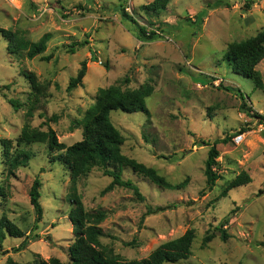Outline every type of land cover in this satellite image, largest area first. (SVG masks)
<instances>
[{"label": "rangeland", "instance_id": "rangeland-1", "mask_svg": "<svg viewBox=\"0 0 264 264\" xmlns=\"http://www.w3.org/2000/svg\"><path fill=\"white\" fill-rule=\"evenodd\" d=\"M151 1L0 0V27L32 42L51 34L46 50L34 58L25 51L10 52L0 34V219L6 215L30 235L19 251L25 238L7 235L0 243V264L9 257L20 263L38 256L69 261L75 240L69 217L74 196L86 210L106 211L100 240L108 255L146 258L161 244L194 229L192 254L175 264H264V119L255 115L264 114V89L234 72L225 58L229 44L264 30V0H222L219 7V0H171L157 16L142 9ZM122 9L139 24L157 29L159 36L139 39ZM204 10L202 22H194ZM84 60L83 83L69 90ZM257 69L264 79V59ZM28 72L41 86L38 95L25 76ZM145 83L153 86L146 99L149 114H110L124 138L122 152L173 184L187 179L182 188H163L126 166L123 178L136 184L144 199L125 186L107 190L113 178L100 166L73 181L70 171L52 160L55 153L47 142L23 144L21 148L32 153L29 163L9 171L2 139H10L16 148L29 125L51 127L61 142L71 145L83 138L82 120L99 88L135 90ZM240 133L245 135L236 143L233 138ZM224 139L228 141L221 142ZM215 141H220V178L203 192L206 160ZM243 170L252 181L216 200ZM37 176L42 181L43 218L35 229L30 189ZM148 207L164 209L147 214ZM226 216L228 223L222 227ZM211 231L215 236L204 243Z\"/></svg>", "mask_w": 264, "mask_h": 264}, {"label": "trees", "instance_id": "trees-1", "mask_svg": "<svg viewBox=\"0 0 264 264\" xmlns=\"http://www.w3.org/2000/svg\"><path fill=\"white\" fill-rule=\"evenodd\" d=\"M170 2L171 0H152L142 5V9L147 15L157 16L167 9ZM250 4L251 1L247 3L248 6ZM222 5L223 1L219 0L215 4V7ZM205 11H202L198 19L194 22L199 20L202 22L206 15ZM122 15L125 19L135 24L139 39L148 41L159 36L157 29H149L147 26L139 24L125 9H122ZM0 34L8 40V49L10 52L19 53L25 51L29 58H34L38 54L43 53L51 37L50 33H46L39 41L32 42L19 37L16 31L4 27H0ZM225 58L234 72L252 79L256 87L264 89L263 75L257 69V65L264 59V30L246 40L229 44ZM44 59H50V57L44 56ZM86 72L87 61L84 60L77 75L70 79L68 89L71 90L81 85ZM25 76L30 81L35 95H38L41 92V86L36 75L28 72L25 73ZM226 89L236 90L229 86ZM238 92L242 93L241 90ZM152 93L153 86L148 83L143 84L135 90H123L118 85L99 88L94 104L87 109L82 120L84 124L83 138L71 145L61 142L56 131L51 127L48 130H41L26 125L22 135L18 139L16 148H13L10 139H2L3 155L8 164L9 171L14 172L18 167L26 166L29 163L32 153L30 150L25 149V146L21 148L23 144L47 142L50 151L55 153L52 156V160L62 163L70 171L73 181H76L82 175H87L94 166H100L113 178L107 190L112 189L115 185L125 186L133 189L139 198L144 199L139 191V187L130 179L123 178L122 169L126 166L148 177L155 184L163 188H182L187 184V179L173 184L166 177L158 173L155 168L123 154L122 144L124 138L111 120L110 114L116 110L127 113L144 112L149 114L150 110L147 106L146 99ZM37 100L36 97L35 101ZM10 102L16 108H19L21 105L17 100L12 99ZM31 112L32 109H30L29 113ZM255 115L256 117L264 119V114ZM227 141L228 139H224L221 142ZM219 142L215 141L212 143L208 152L205 167L207 187L203 192L212 190L216 181L220 178V174L217 171L218 157L220 155V151L217 148ZM251 181V175L246 170H243L228 182L216 200L227 196L233 188L246 185ZM41 187L42 181L37 176L30 189V200L36 213L35 229L39 227V222L43 218V206L40 202ZM71 200L74 203V207L70 211L69 217L73 224L75 240L69 247V261H62L58 257L44 259L38 256L33 261L20 263L12 257H9L4 264H175L180 260L188 259L192 254L191 248L195 238L194 229H189L183 235L161 244L146 258L123 260L117 255H108L102 248L100 240V236L104 235V230L100 224L106 219V211L102 209L96 211L86 210L82 200L78 196L72 197ZM155 209L153 210V208L148 207L147 214L158 212L164 208L157 207ZM231 212L233 213L235 210L233 209ZM228 217L230 216H226L222 221V227L228 223ZM7 235L15 238H25L19 248H17V251L23 249L30 242V235L4 215L0 219V243L4 241ZM214 236L215 232L213 231L207 233L204 238V243L211 241ZM227 236V232L224 230L223 237L227 238Z\"/></svg>", "mask_w": 264, "mask_h": 264}, {"label": "built area", "instance_id": "built-area-1", "mask_svg": "<svg viewBox=\"0 0 264 264\" xmlns=\"http://www.w3.org/2000/svg\"><path fill=\"white\" fill-rule=\"evenodd\" d=\"M244 135H245V134H242V133L237 134L233 139H234V141H235L236 143H239V142H241V140L243 139Z\"/></svg>", "mask_w": 264, "mask_h": 264}]
</instances>
